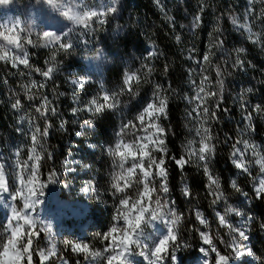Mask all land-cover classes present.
I'll return each instance as SVG.
<instances>
[{"label":"trees","instance_id":"trees-1","mask_svg":"<svg viewBox=\"0 0 264 264\" xmlns=\"http://www.w3.org/2000/svg\"><path fill=\"white\" fill-rule=\"evenodd\" d=\"M16 1L20 2L23 9L29 6L34 15L40 18L52 16V10L47 0ZM257 4L254 5L253 2L250 4L249 0H116L115 11L105 14L104 26L100 22L97 25L95 20L89 28L66 22V31L69 28H73L74 31L64 38V42L72 45L65 51L63 49L56 50L57 45L46 44L42 35H38L22 15L23 38L31 39L33 43L24 44V50L28 52L30 67L23 68L21 73L27 74L29 77L35 74V79L39 78L43 87L41 89L31 88L34 91L33 94H27L31 95L32 99H27L26 93L22 92L18 86L19 81L26 77H18L17 73L12 77L7 70L10 69L14 72L12 65L3 63L6 67L0 64V88L5 89L4 91L11 89L15 98L19 99L23 105L30 106L36 102L34 99L37 98L40 104L35 106V109L43 103L46 97L50 102L49 107L55 109V112L48 111L45 116H40L35 109L32 110L31 115L29 114L30 119L36 122L41 133L47 129V135H42L45 149L44 157L39 165L41 178L45 184H48H46L47 191L50 186L63 197L62 183L59 181L60 177L57 172L61 170L63 155L69 144L74 145L75 142L80 143L81 141V137L73 135L78 131V127L84 130V134H89L92 140L109 144L107 140L116 123L112 111L106 108L101 113L88 115L89 118L86 115L82 117L81 113L72 114L69 109L68 96L63 91L67 82L63 76L70 77V75L61 74L65 70L76 67L83 55L91 53L96 47H102L105 52L115 50L119 58L112 57V63L105 67L102 85L107 86L111 91L116 90L120 94V104L127 106L128 113L131 112L135 99L142 102L148 97H153L157 87H159L161 95L167 97L166 114L156 121L165 129L163 139L167 152L163 167L167 170V179L163 180L159 176H153L151 187L154 188L152 194L155 196L152 195L151 200L159 192L161 182H164L168 187L167 193L181 217L176 229L178 240L183 246L182 249L192 251L198 244V232L192 209L209 211V208L215 204L213 203L215 196L210 193L209 183L206 181L207 177L202 168L203 164L196 161L195 157H191V162L180 167L172 159V157L180 159L183 156L187 160L189 152L199 146L200 138H194L196 133L190 123L193 116L189 109L193 101L194 90L197 89L203 76H207L212 81L215 87L213 92L219 93L210 102L209 108L210 113L216 112V118L209 119L207 125L214 145L212 159L208 165L211 168L210 173L219 179V192L223 194L216 203H221L225 199L227 201L235 200L239 193L246 194L252 202V212L257 217L261 216L264 212V198L255 196L254 191L246 182L247 179L241 173L235 174L237 172L229 162L230 150L234 145L241 152L244 151L238 143L240 136L235 133L239 126L247 127L249 137L259 142L264 139V80L259 75V69H256L261 61L258 55L247 52V43H243L241 36V33L245 31L243 29L244 16L257 18V12L260 13L258 19L264 30V0H258ZM201 7H203V11H201ZM196 15H199L201 20L199 25L193 28ZM232 18L237 19L238 25L231 23ZM177 36L180 37L179 40L176 39ZM217 39L223 41V46L220 48L215 47ZM240 44L246 47L245 51L234 56L231 52L243 48L239 46ZM148 45L154 53L151 57L145 52V47ZM209 53H211L210 62L205 64L203 57ZM108 54L110 53H106V55ZM235 58L242 62V67L235 68L233 66L232 62L235 61ZM55 62L60 65L64 64V67L57 65L54 68L52 65ZM48 68H52L53 71L50 77L45 78L41 73L47 71ZM217 68L223 74L220 78L223 80L222 90L217 85ZM250 68H252L251 75L256 81V85H246L250 86L254 95L248 96V99L253 108L260 105L262 110L254 114L250 108L244 110V114L246 111L252 113V120L243 121V113L240 114V110L230 103L232 87L229 84V77L231 75L239 76V69L249 72ZM36 69L40 71L37 72ZM128 70L138 75L137 81H132L130 84L131 90L121 80L124 72H128ZM28 84L31 85V83ZM95 91V83L90 80L83 85L81 90L87 95H93L96 93ZM141 102L138 105H141ZM9 120L6 107L0 106L1 130L6 128ZM3 132L6 134L8 130L5 129ZM189 141L192 143L186 149L185 145ZM103 149L102 146L99 149L92 147L91 150H87L83 145L77 153L82 160L89 163L86 171L90 172L91 170L97 176L96 178L92 177L95 184L94 189L103 191L101 198L103 195L107 198V184L104 176L109 170L108 153ZM152 155L158 161L162 153L152 152ZM152 171L155 173V167ZM50 177L52 178L50 179ZM180 179L187 181V190L190 195L185 196L180 191ZM233 182L240 188V192L232 188ZM97 212H99L98 227H100L110 218L111 211L104 207L101 210L97 209ZM257 227L256 222H253L250 227L251 248L254 252L260 253L264 250V242L258 240L259 236L255 231ZM100 229L99 233L102 232ZM210 234H213L212 231ZM83 241L91 246L94 239L86 236ZM216 246L220 247V244L216 242ZM222 249L227 250L226 246ZM65 256L72 264L74 261L72 254L65 252ZM180 258L184 260V257L180 256ZM32 261L33 264L39 263L34 258ZM24 264H28L27 257H25Z\"/></svg>","mask_w":264,"mask_h":264},{"label":"rangeland","instance_id":"rangeland-1","mask_svg":"<svg viewBox=\"0 0 264 264\" xmlns=\"http://www.w3.org/2000/svg\"><path fill=\"white\" fill-rule=\"evenodd\" d=\"M254 5H258V0H252ZM58 3L63 5L64 7L54 8L50 5L52 10L50 18H40L37 15H34L32 9L27 6L26 8H22L20 2L16 0H9L7 4L0 3V25H7L10 29H15V31H21L22 29V15L24 18L27 19L30 27L35 30L38 35H42L43 32H40V29L47 28L52 30L55 28V33L61 34L66 32V22L68 21L63 15V11L66 10L68 6H74V10H95L97 12H107V8L109 6L114 7L116 0H58ZM62 8V13L61 12ZM238 8H240L238 6ZM260 8V7H259ZM260 10V9H259ZM262 10V9H261ZM260 15V13H256ZM257 18L247 17L244 16V27L245 31L241 33L243 38V43H247V52L254 53L259 56V60L261 61L258 65L259 75L264 80V30L262 24L259 21V16ZM100 20H105V15L96 19L97 25H99ZM19 21V26H15L16 22ZM105 23V22H104ZM104 23L102 25L104 26ZM252 23V24H251ZM102 30V29H100ZM0 31H5V34H10L6 31L4 27H0ZM15 34V32L11 33ZM256 38L260 39V43H254L253 39H250V36L253 35ZM241 46V44L239 45ZM243 47V46H241ZM246 48L245 46L243 49ZM60 49L59 47L56 49ZM61 50V49H60ZM65 51V50H64ZM112 52H105L102 47H96L93 51L87 55H83L80 58V62L76 65V67H70L71 70H65L61 74H69L70 77L63 76L64 80L67 81L65 83V87L63 91L65 95L68 96V103L70 104V111L72 114L81 113L83 115H92L95 112L89 111V102L93 99L99 98V102L103 103V95L112 93H116L118 97V104L114 109H110L113 113V117L116 119L115 128L112 134L108 137V145L103 144L100 141L92 140L89 134H84V130L81 127H78V131L74 132L73 135H77L80 138V143L69 144L65 154L63 155L62 166L61 170L57 172L59 175V181L61 187L63 189L62 195L56 191L54 196H49V193H54L55 191L51 189L49 186V191H47L46 184L42 180L40 172H39V165L40 161L44 157V140L42 135L39 137V144L36 146V151L40 155L41 159L36 162L32 161L29 162L30 164L33 162L38 163V172L36 178V192L37 197H33L34 199L39 200L33 209H31V215L33 219L36 221V224L39 222L42 223V229H48V231H42L41 237L35 241V245L33 251L31 252L34 259H37L41 264L40 259V251H43L45 255L48 254L49 251L54 249L55 255L49 257L48 260L44 261L43 264H71L67 261L65 257V252L72 254L74 257V261L72 264H107V255L112 254L111 249L107 253H104L101 257L93 258L89 256L87 253L84 252H74L72 250V245H65L63 243L64 240L72 241L73 243H79L81 245L86 244L82 239H78V235L76 234L77 231L75 230V224H78L77 227L81 236H88L94 239L93 244L89 246V252H104V249L113 243V237H109L107 240L104 239V234L108 232V230L115 224L120 231L113 234L116 240H119L122 236L123 228H124V221L123 219L116 220L114 219L117 216V211L120 209V199H127L129 200V208H131L132 202L139 199L138 193L143 190V183L142 176L137 169L136 175L132 178V183L129 187H127L123 193H115V190L112 187L113 183V174L117 171H120L118 168V162L116 164L113 163L114 158L107 154L108 160V168L109 170L106 173V195L107 198H101L103 191L101 192L96 191L94 189V181H92V177L96 178L97 176L90 172H87V168L89 163L82 160L79 157L77 151L79 148L82 149L84 145L85 149L91 150L92 147L99 149L100 147H104L103 151L107 152L109 147H114L116 141L119 139L118 133L121 132V129L124 128L125 125H130L128 128L124 130L123 138L125 142L132 143L136 140L137 137H143L147 133L141 128L140 121L137 120V116L143 111L144 107L149 102H153V97H148L144 101H139V99H135L133 106L131 107V112L128 113L127 106L121 105L120 94L116 90H109L107 86H103V79L105 77L104 69L108 66L111 62V58L114 57L118 58V55L115 50H111ZM245 51V49H244ZM52 53L54 51H51ZM145 52L148 55L149 52H152L150 45L145 47ZM106 53H110L106 55ZM234 56L235 54L239 55L237 51L233 50L231 52ZM237 57V56H236ZM238 58H235V61L232 62L233 66H235V62ZM241 59V58H240ZM2 63L10 64L11 62L2 61ZM58 67H64V64H56ZM252 68L249 69V72L245 69H239V76L231 75L229 77V84L232 87V91L230 93V103L234 104L236 109L240 110L243 113L246 109H251L253 114V106L249 102L250 95H253V91H247L251 89V85H256V81L254 80L252 73ZM14 72H20V77L25 76L26 78L19 81V87H27L28 86V76L27 74L21 73V65L16 68H13ZM128 74H135V72H124ZM124 74L121 77V80L124 81ZM145 76V75H144ZM242 76V77H241ZM138 77V75H136ZM93 81L96 86V93L93 95L84 94L81 92L83 85L86 84L88 81ZM73 81L83 82L79 87L73 83ZM137 81V79L135 80ZM210 83H207L206 90L213 92L215 87L211 80ZM246 85H250L249 87ZM38 89H41L40 86H37ZM5 89L0 88V98L4 100V107L7 109V114L10 117L8 124H6V128L8 133H4L0 129V164L4 163V166H11L10 167V174H6V180L10 185V192H15L16 188L20 185L16 181V174L18 171L17 168V160L21 162V165L24 161L28 160V156L31 154L29 149L32 148V141L31 135L35 132L34 123L27 119L28 115L32 113V110L35 109V106H38L40 102L38 99L35 98V103L31 104L30 106L22 105L20 109H13L11 107L13 100L7 99V93L4 91ZM196 90H194V96L196 94ZM249 96V97H248ZM215 97H211L207 100V107L210 108L211 101ZM196 100L193 99L192 104L190 105L189 111L192 114L191 118V126L194 129L195 133L196 130L200 127V124L203 122L204 127H207L208 120L203 119L202 108H197ZM140 102L142 103L141 105ZM72 104V105H71ZM246 105V108H243L241 105ZM73 109H76L74 112ZM193 109H196L193 111ZM34 111V110H33ZM242 116H245L243 113ZM90 116H88L89 118ZM23 118V119H22ZM85 119V118H84ZM151 118L145 116V127L147 126L149 120ZM244 121V117H243ZM247 124V123H246ZM131 125H135L132 127ZM208 128V127H207ZM247 128V127H246ZM245 126H239L235 133L239 135V141L248 140L251 144L255 145L256 152L259 153L260 156L264 157V139L260 142L249 137L248 131ZM45 130V129H44ZM79 133V134H78ZM195 134L194 138H198ZM200 138V137H199ZM228 139V138H227ZM143 142V141H141ZM199 145V142H198ZM189 147V142L186 143L185 148ZM199 147V146H198ZM192 149L191 151H195L198 149ZM240 147L243 148V153L245 156V164L246 167L249 169L247 172H244L241 169H237L232 162V153L235 150L234 147L230 150L229 162L234 167L237 173L235 174H242L245 177L246 182L250 186V188L254 191V188L258 186V181L261 178H264V175L260 174V166L255 164V159L257 157L253 156L252 150L245 149L244 144L240 143ZM238 149L237 147H235ZM17 152L19 155L17 156ZM79 157V159H78ZM212 159L211 157L208 161L210 163ZM80 160V161H79ZM195 160L200 162L198 158L195 157ZM204 164V162H200ZM126 167H131V160H129ZM147 166V160H145V167ZM209 166V165H208ZM203 168V165H202ZM209 166V170H210ZM30 171H26L24 173L25 180L30 175ZM212 174V173H211ZM252 174V175H251ZM123 181H121V186H123ZM164 182H161V184ZM160 184V185H161ZM151 187V184H150ZM43 193L40 195V193ZM115 193V194H114ZM255 193V192H254ZM155 196V194H152ZM157 195H161L163 198H166L170 201L169 207L178 215V211L174 202L171 201L170 196L168 193L163 194L160 192L156 193ZM10 193H0V241H6L8 235L10 233L5 234V227L8 223V220L11 218V208L9 205L15 204V206L20 209L23 207V200L17 198L16 201H12L10 198ZM156 197L150 199V201H142V203H146V205L151 210L152 208L156 207L155 199ZM231 206L240 210L243 214L242 216H236L234 213H227L226 208ZM252 202L246 195L239 193L237 198L232 201H221V203H215L212 208H209V211H201L198 208L192 209L193 219L196 223V231L198 232V244L196 246L195 255H190L189 250L181 249V241L178 240V232L177 227L179 222L174 226V232L177 237L176 241H172L169 243L166 253L164 254L166 262L169 264H177L178 259L180 256L185 254V260L182 264H209V257L210 255H215L211 252V246H215L214 244L217 241H221L224 246H228L229 254H234L232 248L229 247L230 244L233 242L234 233L230 230V228L226 225H221L219 223V215L226 216L228 224L236 227V228H243L247 235V240H242L237 238L235 243L241 246V250L244 253L241 257H236V262L240 261L243 264H264L261 260L264 259V250L261 252V258H256L252 248H251V239L252 235L250 234V227L253 222L258 224L257 229L255 230L258 237V240H263L264 242V228H261V224H264V212L261 216L257 217L254 212H252ZM104 207L110 209L111 216L103 226L99 225V212L98 210L103 209ZM204 212V213H203ZM200 213L203 219L207 220V225L200 224L199 220L196 219V214ZM132 214H135V209H132ZM146 218L150 215L146 213ZM251 217V220L248 218ZM172 219L169 215H164L162 220H156L151 222L150 224H142V235L140 239V246L136 244H132L130 249V259L133 264H150V260L146 259V256H150L151 250L154 248L155 244L159 242V239L163 238L167 234L168 228V221ZM77 222V223H76ZM14 223V222H13ZM102 227V228H101ZM101 228V229H100ZM98 229L102 230L99 233ZM221 229V230H219ZM219 230V231H218ZM212 231L213 234H210ZM201 232L206 233L210 239L212 240V245H206L203 242L201 237ZM99 233V234H98ZM218 233H220L218 235ZM78 236V237H77ZM135 239V236H134ZM26 241V238H25ZM220 243V242H219ZM178 244V245H177ZM129 246V247H130ZM181 248H180V247ZM205 249L208 255L205 256L204 252L201 249ZM248 251H251L252 255H248ZM144 252V256H141L140 253ZM187 255H190L187 257ZM175 256L173 260L172 257ZM154 259V258H153ZM24 261V260H23ZM24 264V262H22ZM179 264V263H178ZM210 264H215V262H210Z\"/></svg>","mask_w":264,"mask_h":264},{"label":"snow or ice","instance_id":"snow-or-ice-1","mask_svg":"<svg viewBox=\"0 0 264 264\" xmlns=\"http://www.w3.org/2000/svg\"><path fill=\"white\" fill-rule=\"evenodd\" d=\"M9 0H0V3L7 4ZM47 3L54 8L64 7L58 0H47ZM249 3H252V0H249ZM115 8L109 6L107 8V12H114ZM201 11H203V7H201ZM62 15L70 21L75 26H81L83 28L91 27L94 20L99 19V17L105 15L104 12H97L95 10H74V6L66 7V10L63 11ZM201 17L196 15L194 17V22L192 27L195 28L199 25ZM103 20H100V23H103ZM231 23L233 25H238V21L236 18H232ZM17 27L19 26V21L16 22ZM243 27V25H240ZM0 27H4L6 31L10 34H5V31H0V61L11 62L13 68L18 67L19 65H23L24 67H30L28 52L24 50V44H32L33 41L31 39H24L22 31H15V29L8 28L7 25H0ZM73 28H69L68 31L61 34L55 33L53 31H44L42 33V37L44 38L46 44H52L54 46L58 45L60 49L68 50L71 48V43L64 42V38H67L72 32ZM217 31H219L217 29ZM15 32V34H11ZM177 40L180 39L179 36L176 37ZM250 39H253L254 43H260V39L256 38L253 35L250 36ZM223 46V41L217 39L215 43V47L220 48ZM237 53H242L244 51L243 48L236 49ZM154 55L153 52H149L148 56L151 57ZM210 55L206 54L203 57V61L205 64L210 62ZM235 66L242 67V62L237 59L235 62ZM39 72V69H36ZM53 69L48 68L47 71L41 73L45 78L50 77ZM217 85L222 90L223 88V80L220 79L222 77V72L219 68L216 69ZM137 79L136 75L133 74H124V85L129 87L132 81ZM78 87L83 82L73 81ZM207 83H210L209 78L207 76H203L200 84L197 86V91L194 100L198 101L197 108H202L203 119L206 121L208 119H215L216 112L212 111L210 113L209 108L207 107V100L211 97L218 96V92H210L206 90ZM43 87V85H39ZM37 84L35 81L28 86V89L36 88ZM247 91H251L248 89ZM27 99L31 100L32 96L28 95L26 92ZM154 99L153 102H149L146 107H144L143 111L137 116V120L140 121L141 128L147 133L143 137H137L135 141L132 143H128L124 141L123 134L124 130L128 128L130 125H125L124 128L121 129V132L118 133L119 139L116 141L114 147H109L107 152L110 156L114 158L113 163L116 164L118 162V168L120 171H117L113 174V183L112 187L115 190V193H123L124 190L130 186L132 183V178L136 175L137 169L142 176L143 190L138 193L139 199L132 202L131 208H129V200L120 199V209L117 211V216L114 218L116 220L123 219L124 228L122 232V236L119 240H116L114 235L119 232L120 229L113 224V226L104 234V239L107 240L110 236L113 237V243L104 249V252H89V246L87 244H79L73 243L69 240H64L63 243L65 245H72V250L74 252H84L89 256L96 258L101 257L104 253H107L109 249H111L112 254L107 255V264H133L130 259V250L129 246L132 244H136L140 246V237L142 235V224H150L156 220H162L164 215H169L172 217L168 221L167 234L159 239V242L155 244L154 248L150 252V256H146V259L150 260V264H161L162 261L165 260L164 254L166 253L167 247L170 242L176 241L177 237L174 232V226L179 222L180 216L177 215L170 207V201L166 198H163L161 195H157L155 198L156 207L151 210L146 205V203H142V201H150L152 192L154 188L150 187L153 176H159L163 180L167 179V170L165 167V156H166V148H165V140L163 139V135L165 133V129L162 128L157 120L160 119L162 115L166 114L167 108V97L162 96L157 87V91L153 94ZM103 103L99 102V98L93 99L89 102V111H94L95 113H101L106 108L114 109L118 104V97L116 93L104 94ZM49 101L45 97L43 103L35 109L40 116H45L48 111L55 112L54 108L49 107ZM243 108H246V105H241ZM11 107L13 109H20L22 107L21 101L16 99L14 103H12ZM217 107L219 105L217 104ZM196 109H193L195 111ZM261 106L256 105L253 109L254 112H260ZM75 112L76 109H73ZM210 113V114H209ZM145 116L151 118L145 127ZM23 119V118H22ZM245 121L252 120V113L247 112L244 116ZM135 127V125H131ZM249 127L251 125L249 124ZM79 134V133H78ZM41 135H47V129L41 133L39 128H36L35 132L31 135L32 148L29 149L31 153L28 156V160L24 161L21 165V162L17 160V174L16 181L20 185L16 188L15 192H10V185L6 180V173L2 165H0V193H10V199L12 201H16L17 198L23 200V207L18 209L15 204L9 205L11 208V218L8 220V223L5 227V234L10 233L6 241H0V264H22L25 257H27L28 264H32V253L31 246L33 244V236L37 234L35 231L36 221L33 219L31 215V209L39 203L38 198L34 199L33 197H37V192L35 188L37 172H38V162L41 157L36 151V146L39 144V137ZM196 135L200 137L199 139V147L195 151L189 152V159H185L183 156L180 159H172L175 160V163L183 167L185 164L191 162V157L198 158L199 161L204 162L203 171L204 175L207 177L209 181V189L210 193L215 196L213 203H216L218 200L222 198V193L219 192L220 189V181L210 173L208 161L211 157V154L214 151V145L212 144V136L210 134V130L207 127H204V123L200 124V127L196 130ZM143 141V142H141ZM192 142L189 141V144ZM238 143H243L245 149L252 150L253 156L257 157L255 159V164L260 166V174L264 175V157L260 156L259 153L256 152L255 145L251 144L248 140L239 141ZM234 147V151L232 153V162L237 169H241L244 172H247L249 169L245 164V156L243 152ZM152 152H160L162 153L161 157L157 161L156 158L152 155ZM19 152H17V156ZM131 160V167H126V163ZM145 160H147V166L145 167ZM32 161H36L33 163H29ZM153 167H155L156 171L153 173ZM26 171H30V175L25 180L24 173ZM54 177V173L52 174ZM52 177H50L51 179ZM121 181H123V186H121ZM232 188L237 192H240V188L237 186L235 182L232 183ZM160 193L166 194L168 192V187L165 183H162L159 189ZM255 196L257 198H264V178L259 179L258 186L254 188ZM114 193V194H115ZM43 193L41 192L40 195ZM185 196L190 195L187 189L184 192ZM246 195V194H245ZM135 209V214H132V209ZM150 215L146 218V213ZM227 213H234L236 216H242L243 214L240 210L228 206L226 208ZM219 223L221 225H226L230 228V230L234 233L233 242L229 245L232 248L236 257H241L244 253L241 250V246L235 243L237 238L242 240H247L249 237L246 231L243 228H236L230 224H228L226 216L219 215ZM196 219L199 220L200 224L207 225V220L203 219L200 213L196 214ZM251 220V217L248 218ZM14 222V223H13ZM261 228H264V224H261ZM40 231H48V229H40ZM135 236V239H134ZM201 237L203 239L204 244L212 245V240L206 234L201 232ZM26 238V242H25ZM211 252L215 253L216 259L215 264H229L230 257L221 255L220 252L216 249L215 246H211ZM204 252L205 256L208 255L205 249H201ZM248 255H252L251 251H248ZM41 264L44 261L48 260L50 256L55 255L54 249L49 251L47 255L43 251L39 253ZM141 256H144V252L140 253ZM154 258V259H153ZM175 259V256L172 257Z\"/></svg>","mask_w":264,"mask_h":264},{"label":"built area","instance_id":"built-area-1","mask_svg":"<svg viewBox=\"0 0 264 264\" xmlns=\"http://www.w3.org/2000/svg\"><path fill=\"white\" fill-rule=\"evenodd\" d=\"M60 13H62V8H61V12ZM15 26H17L16 24H15ZM57 48H58V45H57ZM0 64L1 65H4L3 63H2V61H0ZM56 64H57V62H55V63H53V67L55 68L56 67ZM4 67H6L5 65H4ZM23 68H25L23 65H21V69H23ZM25 69H27V68H25ZM8 71H9V73H10V75L12 76V77H14L15 75H16V73L18 74V77H20V72H13V71H11L10 69H7ZM0 77H1V74H0ZM35 77H36V75L34 74V75H31V77H29L28 76V83H32L33 81H35L36 82V84H37V86H39V85H41V80L39 79V78H36L35 79ZM2 79H4V77H2ZM18 86H19V84H18ZM28 86H30L29 84H28ZM28 86L27 87H20V89H21V91L22 92H24V93H29V94H33V89H28ZM6 93H7V99H11V100H13L14 102H15V100L17 99V98H15L16 96L13 94V91L10 89V90H8V91H6ZM22 104V103H21ZM4 105V100H1V102H0V106H3ZM27 119H29V120H31L30 119V115H28V117H27ZM32 121V120H31ZM33 123H34V128L36 129V128H39L38 127V125L36 124V122L35 121H32ZM0 137H1V134H0ZM1 145V144H0ZM200 162H202V161H200ZM40 163H41V161H40ZM0 165H4V163H2V164H0ZM10 167L11 166H4V171H5V173L6 174H10ZM215 178V177H214ZM206 181H207V183H209V181H208V179H206ZM47 184V183H46ZM48 185V184H47ZM187 186H188V184H187V181L185 180V179H180V181H179V187H180V191L184 194V192H185V189H187ZM211 195V194H210ZM10 197V196H9ZM40 229H42V223L41 222H39V224H36V227H35V231L38 233V235H39V238L41 237V233H42V231H40ZM38 238V239H39ZM37 239H35V240H33V244H32V249H31V252L33 251V248H34V245H35V241H36ZM26 242V241H25ZM220 242V243H219ZM217 243H219L220 244V247H221V249H220V247H218V246H216V243L214 244L215 245V247H216V249L221 253V254H229V249H228V246H226V249L227 250H224V249H222V247H224V245L221 243V241H217ZM218 247V248H217ZM181 248V247H180ZM182 249V248H181ZM196 249V248H195ZM215 254V253H214ZM212 257H213V255L211 254L210 255V257H209V259L211 260L212 259ZM32 259H33V255H32ZM215 259H216V256H214L213 257V259H212V261L211 262H215ZM32 264H33V261H32Z\"/></svg>","mask_w":264,"mask_h":264},{"label":"crops","instance_id":"crops-1","mask_svg":"<svg viewBox=\"0 0 264 264\" xmlns=\"http://www.w3.org/2000/svg\"><path fill=\"white\" fill-rule=\"evenodd\" d=\"M49 18V17H48ZM52 30H54L55 31V28L53 29L52 28ZM52 30H50V29H47L46 27L45 28H43L40 32H44V31H52ZM56 32V31H55ZM82 59V58H81Z\"/></svg>","mask_w":264,"mask_h":264},{"label":"water","instance_id":"water-1","mask_svg":"<svg viewBox=\"0 0 264 264\" xmlns=\"http://www.w3.org/2000/svg\"><path fill=\"white\" fill-rule=\"evenodd\" d=\"M34 237L36 238L37 237V234Z\"/></svg>","mask_w":264,"mask_h":264}]
</instances>
